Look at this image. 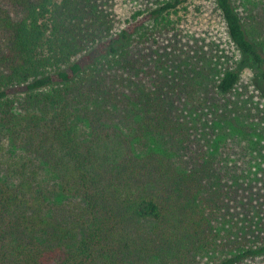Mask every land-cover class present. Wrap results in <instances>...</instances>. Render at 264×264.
Returning <instances> with one entry per match:
<instances>
[{
	"label": "trees",
	"instance_id": "obj_1",
	"mask_svg": "<svg viewBox=\"0 0 264 264\" xmlns=\"http://www.w3.org/2000/svg\"><path fill=\"white\" fill-rule=\"evenodd\" d=\"M6 2L0 264H264V226L226 221L208 165L164 151L212 103L195 86L177 105L164 84V51L188 54L192 32L211 47L196 85L217 70L211 91L228 96L248 58L264 84L263 24L243 1Z\"/></svg>",
	"mask_w": 264,
	"mask_h": 264
},
{
	"label": "rangeland",
	"instance_id": "obj_2",
	"mask_svg": "<svg viewBox=\"0 0 264 264\" xmlns=\"http://www.w3.org/2000/svg\"><path fill=\"white\" fill-rule=\"evenodd\" d=\"M242 1L264 30V0ZM208 43L199 30L192 32L188 54L180 47L164 51V84L176 85L180 97V102L176 97L177 105L181 104L180 91L195 86L200 101L208 97L212 102L208 111L185 113V122L191 127L185 145L176 146L171 136L164 134V151L185 166L208 165L213 177L208 179L207 191L217 195L227 209L226 221L264 226V84L248 58L241 67L237 87L228 96L216 99L211 91L217 70L196 85L194 65L200 67L203 55L210 53ZM120 97L126 103L127 97Z\"/></svg>",
	"mask_w": 264,
	"mask_h": 264
}]
</instances>
